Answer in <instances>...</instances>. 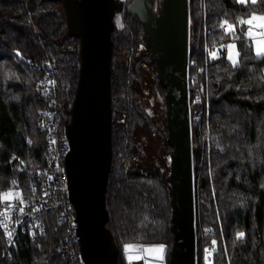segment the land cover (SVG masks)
<instances>
[{
	"label": "trees",
	"instance_id": "trees-1",
	"mask_svg": "<svg viewBox=\"0 0 264 264\" xmlns=\"http://www.w3.org/2000/svg\"><path fill=\"white\" fill-rule=\"evenodd\" d=\"M128 1L123 0L111 35V168L105 189L106 226L117 245V264H125L123 244L130 241L164 244V261L170 264L169 160L155 156L150 142L138 147L139 126L149 124V137L155 133L167 152L170 146L164 117L159 126L137 101L133 78L139 63L134 57L138 45L144 44L148 50L143 60L153 67L154 62L141 22L125 8ZM260 12H264V0L256 4L189 0L187 89L196 148L197 264L202 245L212 241H216L212 264H264V57H256L250 40L238 27L239 39L235 41L240 58L234 67L226 48H220L232 38L219 27L225 19L235 23L237 17ZM65 29L59 1L0 0V193L28 191V165L38 164L46 151L36 122L37 110L47 105L48 96L37 82L43 70L34 63L41 64L47 56L54 58L57 82L67 85L59 97L71 105L78 79L79 39L64 36ZM243 29L245 32V25ZM216 45L217 58L212 59L209 53ZM197 88L201 95L194 99ZM241 232L244 237L237 239ZM60 233V224L50 215L44 235L37 240L19 237L11 257L0 264H67L58 244ZM4 247L0 229V251ZM74 264H82L79 244Z\"/></svg>",
	"mask_w": 264,
	"mask_h": 264
},
{
	"label": "water",
	"instance_id": "water-1",
	"mask_svg": "<svg viewBox=\"0 0 264 264\" xmlns=\"http://www.w3.org/2000/svg\"><path fill=\"white\" fill-rule=\"evenodd\" d=\"M66 19L64 36L79 39L78 79L66 133L68 195L75 211L82 264H117V245L106 226L105 189L111 168V55L114 15L123 0H56ZM142 24L156 77L164 89L169 151L172 245L170 264H196V211L188 97L189 0H129Z\"/></svg>",
	"mask_w": 264,
	"mask_h": 264
},
{
	"label": "built area",
	"instance_id": "built-area-1",
	"mask_svg": "<svg viewBox=\"0 0 264 264\" xmlns=\"http://www.w3.org/2000/svg\"><path fill=\"white\" fill-rule=\"evenodd\" d=\"M254 31L257 30L254 29ZM217 47L218 45L211 49L215 50ZM189 63L190 59L188 67ZM191 63L195 65L196 60L192 59ZM33 66L42 68V75L37 82L48 96L47 105L37 110L36 122L42 132L46 151L38 164L29 163L30 188L28 191L17 190L22 193L23 203L19 200L11 201L12 208L10 218L7 219V229L3 227L2 223L6 217L0 215V229L5 241V247L0 251V263L4 258L11 257V248L19 237L27 236L31 240H37L44 235L48 228L49 217L54 215L61 226V233L58 238L59 247L67 259V264H74L76 246L79 243L75 211L68 195V181L64 162L71 149L70 139L66 133L69 106L64 99L59 97V91L65 90L67 85L57 82V66L52 56H47L41 64L34 63ZM200 95V88L195 89L193 98H200ZM195 116L198 117L197 114ZM6 207L7 204L0 201V213H3ZM20 208H23V212L19 211ZM9 231L12 232L11 238L7 235ZM206 249L211 250L212 244L205 243L202 245L198 264H207L205 260ZM210 260H212V255Z\"/></svg>",
	"mask_w": 264,
	"mask_h": 264
},
{
	"label": "rangeland",
	"instance_id": "rangeland-1",
	"mask_svg": "<svg viewBox=\"0 0 264 264\" xmlns=\"http://www.w3.org/2000/svg\"><path fill=\"white\" fill-rule=\"evenodd\" d=\"M159 1L160 0H152L153 8L155 10L159 8ZM255 14L264 15V12L255 13ZM250 16L251 14L245 17V19H247ZM114 19L116 22L119 21L120 19L119 13L115 15ZM248 27H249L248 25H245V32L247 31ZM257 38H262V37H257ZM232 42L233 40H229L228 42H226V45ZM250 42H251L252 50L255 53V50H254L255 45L253 41L250 40ZM147 51L148 50L146 49V46L144 44H140L138 45L137 49L134 52V57L137 58L136 60H138L139 63H138L137 69L134 70L133 81L136 85L138 104L140 105V107H142L145 110V112L148 115L150 114L152 119L155 122H157L160 126L161 125L160 119L165 116V104H164V98H163L164 96H163L162 89L159 88L156 75H155V70H154V67L152 66V63L149 62V60L147 59L143 60V56L146 55ZM227 55H228V50L226 48V56ZM149 142L152 145V149L154 150V155L158 156L159 158L160 157L163 158L167 162L169 160V157H168L169 152L165 150L162 140L159 137H157L155 133L151 134V136L149 137V124L146 123L144 127L143 125L141 127L139 126V131L137 132L136 144L138 145V147L140 144L149 146ZM11 191L16 192L17 190H11ZM195 195H196V187H195ZM127 244H133L137 248H141V249L164 245L162 243H140L137 241H130V242H126L123 244V252H124V246ZM140 253L142 254L141 256L143 257L142 259L143 264H166V261H164L166 251H164L163 253L162 261L156 258V256L158 255L156 253H147L143 251H141ZM124 257H125L124 258L125 264H127L128 260L126 259L125 252H124Z\"/></svg>",
	"mask_w": 264,
	"mask_h": 264
},
{
	"label": "snow or ice",
	"instance_id": "snow-or-ice-1",
	"mask_svg": "<svg viewBox=\"0 0 264 264\" xmlns=\"http://www.w3.org/2000/svg\"><path fill=\"white\" fill-rule=\"evenodd\" d=\"M238 3L240 4H256L258 0H237ZM248 25L249 27L247 28V31L244 32L243 26ZM221 29L224 30V34L226 36H229L232 38L233 42L228 44V45H220V48H227L228 50V55L227 58L228 60L232 63V65L235 67L239 64V58H240V53L237 50V46L235 43V40L239 39V36L237 34V28L239 27V30L241 33L245 35V37L251 41H253L255 45V55L258 58L264 57V15H257L255 13L251 14L250 17L247 19L240 17L236 20L235 23H230L228 19L223 20V22L219 25ZM256 29L257 31H254ZM257 37H262V38H257ZM223 39V37H222ZM217 53L218 50L215 51H210L209 55L212 59L217 58ZM13 184H15V181H13ZM13 200H19L21 203H23L22 199V193L20 192H13V191H8L5 193H0V201L5 202L7 204V207L5 208L3 213H0V215H3L6 217V220L3 221V227L7 229L8 223L7 219L10 218V213H11V208L12 204L11 201ZM20 212H23V208L19 209ZM9 238L12 236V232L9 231L7 233ZM244 233H238L237 234V239L243 238ZM213 246L216 245V241H212ZM124 250L126 253V259L128 260L129 264H132L133 260H141L143 257L141 255H132L131 253L136 252L139 253L141 251L147 252V253H156L158 254L156 256L157 259L163 260V253L165 251V246L164 245H159L151 248H137L133 244H127L124 246ZM215 251V248L209 250L206 249V256L205 260L207 261V264H212L210 257L212 255V252Z\"/></svg>",
	"mask_w": 264,
	"mask_h": 264
},
{
	"label": "crops",
	"instance_id": "crops-1",
	"mask_svg": "<svg viewBox=\"0 0 264 264\" xmlns=\"http://www.w3.org/2000/svg\"><path fill=\"white\" fill-rule=\"evenodd\" d=\"M158 245H159V244H158ZM132 254H133V255H142L140 252H139V253L133 252ZM127 264H128V262H127ZM132 264H143V263H142V259H141V260H133V261H132Z\"/></svg>",
	"mask_w": 264,
	"mask_h": 264
}]
</instances>
